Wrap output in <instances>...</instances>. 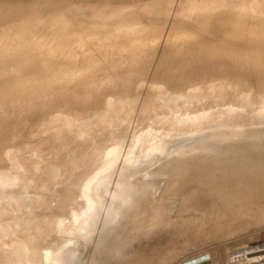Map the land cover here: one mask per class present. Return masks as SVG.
I'll use <instances>...</instances> for the list:
<instances>
[{"label": "rangeland", "instance_id": "rangeland-1", "mask_svg": "<svg viewBox=\"0 0 264 264\" xmlns=\"http://www.w3.org/2000/svg\"><path fill=\"white\" fill-rule=\"evenodd\" d=\"M118 1L0 0V60L3 56V62L2 60L0 61V69L2 66L1 64H8V62L12 65L16 64L14 65V70L0 71V174H4L2 176V179H0V264H15L14 258L19 255L17 253L22 252V249L25 245L24 242L26 241V237L24 234L26 233L29 235L33 230L38 229L41 226H46L47 224L52 226L55 224H59L60 222V224H62L63 222L68 223L67 227L69 233L67 234V236L78 230V224L77 221H75L77 216H75V214L74 216L72 215L67 219H64L65 208L66 206L70 205L66 204L68 200L67 198L73 191L75 192L72 193L71 197L73 198L75 207H73L71 210L76 212L80 205L78 192L76 191L77 184L79 185V179L77 181L72 175H70V173H68V167L71 168L75 165H87V169L84 171V173H86L84 182H89L88 179L93 177L96 171L101 167V169L99 170V174L104 171L107 182H110L109 191H111L112 184L113 182H115V179L118 176L120 164L124 163L126 159H129L133 162L142 157L148 158L151 159L147 163L148 166L157 167L158 165H160V150H162L161 148L165 143H167L168 145L170 143V154L173 157V154H175L173 151L176 144L175 142L176 140L180 139L175 138L179 135L172 134L175 130L193 131L199 130L200 128L203 129V126L204 128L208 126L207 128L212 127L209 132H223L227 128H237V126L239 125H241L242 128H264V16L262 17V15H264V9L262 8L264 7V0H261V2L263 1L262 3L260 2V0H240L241 4L238 0H209L211 1L210 3L214 1L212 4L216 3L214 4V8H212V4L208 5V0H196V3H200L199 6H203L204 10H206V7L208 8L207 12L209 14L207 12L206 14L202 8L201 10L204 13L200 11L197 4L195 5L192 3L193 0H185L186 3L187 1H192L191 4L189 3L190 5H188V7L186 4V6L183 5L185 3L184 0H180V2L179 0H174L171 2H169V0L168 2L166 0H163L165 2L160 0L161 3L156 0V2L158 4L160 3L159 5L161 6L154 2L155 0H150V3H154V6H151L154 8L156 7L157 9H155V11L157 12L154 11V8L152 10L148 8L150 6L148 4V0H135L137 4L135 3V1L133 2V0H130L129 3H127L128 0ZM139 1L144 3L142 4L143 7H141V3H138ZM204 1L206 2L205 4L203 3ZM228 1L232 3H229ZM242 1H246L244 3V5L246 4V6L243 5L244 7H242ZM106 2L109 5H107ZM124 2H126L127 4L125 3V5H123ZM131 2L133 3L132 6L130 5ZM224 2L228 3L225 4ZM234 2H236L238 7L240 5V8H242V10H244L243 8H245V12L243 13L242 10L238 8L236 4H234ZM134 3L136 4V6L140 5V7L144 9H140V7L138 6L136 8ZM145 3L147 5V8L145 7ZM181 3L183 6L181 5ZM201 3L206 7L204 8V5H202ZM112 4L114 6L117 5L116 10L115 7L112 8ZM119 4L121 5L119 6ZM220 4L224 7V9L226 6V9L223 10V7H221ZM155 5H158L160 8ZM248 5L251 6L250 9ZM256 5L257 7H255ZM123 6H126L125 9L127 11ZM196 6L198 8H196ZM216 6L218 7V10L219 7H221L219 12L215 9ZM119 7L121 8V10ZM134 7L137 9V11H139L138 13L137 11H135ZM189 7H191L192 11L189 10ZM252 7H255V9H253ZM181 8L182 12L180 11ZM183 8L187 10H183ZM195 8L197 10H194ZM246 8L248 11L246 10ZM130 9L131 12L129 11ZM238 9L240 11H238ZM143 10H145V12H142ZM188 10L190 12H188ZM150 11L152 12L149 13ZM183 11H186V14H184L185 12ZM251 11L256 12H254V14ZM111 12L113 14H111ZM194 12H196L197 14ZM199 12L200 14L202 12V14L199 15ZM215 12L216 14H211ZM223 12H225L226 14L224 13L223 15ZM177 14H179L180 16ZM194 14H196V16H194ZM218 14L220 16H217ZM216 16L218 17V19L220 18V21H218L222 23H220L221 26L219 27H226L225 29L217 27L219 22H215V20H217ZM36 19L39 21H37ZM256 19H258V21ZM2 20L3 22H1ZM181 20L184 21L182 22ZM133 21L136 23L138 22V26L135 23L137 30L135 29V27L132 30H136V33L138 35H136L135 32H133V34L131 32V29L129 28V22L131 24V27H133ZM187 22L192 23L193 26L192 24H188ZM141 23L143 26L141 25ZM215 23H217L216 27ZM117 24L119 28H117ZM194 24L196 26H194ZM147 25L149 28H147ZM177 25H179L183 29L178 30L179 28H174L175 26L177 27ZM121 26H123V28L128 27L130 29L129 32H131L133 35L129 32V34H126L128 30H126V28L123 29ZM140 26L142 28V31L139 28ZM150 26L156 27L152 29L150 28ZM120 29L123 31V33L122 31H118ZM149 30H152V33L149 32ZM137 31H139L140 33L144 32V34H141L142 36L139 38L140 33ZM21 32H25L26 37H24V39L26 41L32 42L33 40L37 39L42 44V41L50 40L49 42L51 47L49 45L46 46L45 44H42L40 46L41 51L39 53L43 54L45 52L46 54L51 55V58L47 62L41 63L40 61L32 62L20 57L22 54L17 53L18 51L16 49V43H22L23 41H25L18 35ZM118 32H120L121 34ZM187 32L192 33L193 36H190V33L188 34ZM178 34L181 35L178 36ZM185 34L188 35L185 36ZM257 35L259 38V35H261L260 40L258 39ZM143 36H147V38H143ZM172 36H175L177 40H174ZM245 36H247L248 38ZM153 37L156 40H154ZM178 37H180L179 39H181V42L179 41V45L176 46V42L178 43ZM194 37L197 41L194 40ZM88 38L91 39L88 40ZM115 38H117V40ZM136 38H139V42ZM148 38L152 39L148 40ZM184 38H187V40H185ZM125 39L130 40L126 41ZM251 39H253V41H249ZM122 40L124 41L123 43ZM207 40L209 42L207 44H203V42L205 41L206 43ZM236 40L237 43L235 42ZM117 41L119 42V44H117ZM125 41L127 44H125ZM131 41L132 43L134 42L135 45L131 44L129 46V43H131ZM200 41H202V43ZM239 41L241 43L240 45L238 43ZM136 42L139 44L136 45ZM210 42L213 44H211ZM227 42H229L231 46H229L230 44L226 46ZM249 42L251 43V46ZM122 44L123 47L120 49ZM197 44L198 46L202 44V48H200L201 46H196ZM252 44L255 46H252ZM194 45L196 46V49L194 48ZM113 46L116 47L113 48ZM125 46H127V48ZM188 46L189 48H187ZM249 46L250 48L252 47V50L249 48ZM256 46L260 48L258 49V51H256ZM134 47H137V49H140V51H138ZM2 48H5V54H1L3 51ZM82 48L83 50H81ZM210 48L211 53L209 52ZM254 48H256L255 51ZM200 49L202 52L200 51ZM213 49L216 51V55H214ZM227 49H230L231 51H228ZM244 49L246 51H243ZM12 50L14 51L11 54L8 53ZM132 50L136 53L134 54ZM225 50H227L229 53ZM241 50L243 51V53ZM182 51L184 52V54ZM185 51H187V54ZM249 51L251 52V54ZM239 52L241 53V55ZM25 53L27 52H24L23 55H26ZM181 53L183 55H181L180 57L179 55ZM191 53H195V55L193 54V56ZM196 53L198 54L196 55ZM252 53H256L254 55L257 58L253 57ZM257 53L259 55H257ZM118 54L121 56L119 57ZM129 54H132V56H129ZM174 55H176V57H174ZM232 55L236 56L235 58H237V60L235 58H232ZM5 57L8 58L6 59ZM227 58L231 61L230 63L227 62ZM107 59L109 60L106 62ZM214 60H216L215 63H213ZM238 60L240 62L242 60L244 61H242L240 64ZM251 60L254 62V65L253 62H250ZM255 60L258 63H256ZM109 61L110 64L112 62L113 66L115 67L110 65ZM220 61L221 63L222 61L223 63L226 62V66L224 64H221ZM247 61L250 63H248ZM190 62L192 63L190 64ZM245 62L247 63V65ZM236 64L239 66H237ZM191 65L193 67H191ZM207 65L209 68L212 67V70L210 69L211 71L208 67H206ZM229 66L231 67L229 68ZM246 66H248V68ZM251 66L253 67V69L250 68ZM96 67L98 69L101 68L99 70L100 72L96 70ZM236 67H238V69ZM90 68H93V73L94 70L96 73L92 75V71L90 70ZM102 68L104 70H102ZM73 70L76 71L73 72ZM69 71L72 72L69 73ZM88 71L89 73L91 71L92 76L88 74ZM82 72H85L86 74L83 73V76ZM35 73L43 76V81L40 82L39 85L35 84L39 82ZM58 73L59 75H57ZM75 73H80V75H82L83 77L79 74L76 75ZM95 75L97 77H93ZM76 77L79 78V80L82 77L84 81L81 79L79 82L77 79V82L75 81ZM86 77L88 78V80ZM32 78H34L35 81H33ZM114 79H116V81L118 79V82H115ZM180 80H182L183 82H180ZM85 81H87V83ZM31 82H33L32 84L34 85H31ZM91 84L93 85V87ZM186 84H188V86ZM73 85H77V88ZM80 85L83 87L82 89ZM85 85H88V87H86ZM216 85L219 87H217ZM32 86L33 89L31 88ZM19 89H22L21 93ZM31 89L35 92H33ZM189 89H193V91L191 90V92ZM198 89H200L201 92ZM23 90H27V95ZM188 91H190L189 95L187 93ZM203 91L204 93L208 91L211 92L204 94ZM29 92L31 93L30 95H28ZM83 93H85V95ZM211 94L213 95L211 96ZM195 98L198 101L194 100ZM209 98L210 100L214 98L215 101L213 100V102H210V100H208ZM216 98L219 100H217ZM191 100H194L195 102H192ZM179 101L181 104L183 102V105H181ZM199 101L200 103H198ZM169 104L173 105L174 107H172L171 105L169 106ZM199 104H203V107ZM193 105H197V107ZM213 105L219 106V108L217 109V107H214ZM200 107L205 109H202ZM189 110H191V112L195 115H193L192 113L190 114ZM207 111L209 112L207 113ZM221 111L222 113H220ZM195 112H200L199 114L201 116L196 114ZM188 113L190 114V117ZM191 116H194L192 117L193 119L191 118ZM211 116H215L214 119L217 118V120H212L213 117L208 118ZM204 117H206L205 124L207 125L206 127L205 125L200 127V125L204 124ZM197 120L200 121L198 122ZM40 123H45L48 128L38 129L40 127L37 124ZM196 123L198 125L200 123V125L197 126ZM106 124L111 125L106 126ZM113 124H118L117 128L114 127L113 129L116 128L115 130L118 129L119 131V129L122 128L120 129L121 132L119 131L115 133V130H113L111 127L114 126ZM211 124H213V126ZM192 125L195 127L193 128ZM251 125L254 127H251ZM76 126H79V128H76ZM241 126H239L238 128H240ZM103 129L106 132H109L112 129V131L115 133L114 135L118 136L119 138L117 140L114 135H111L114 136L112 138L111 136H109V134L105 136L108 139H105V142L106 140L108 142L111 141L109 142L111 144V147L109 143H106L103 146V151L100 150L101 152L95 151L87 155L79 153L65 159H56L57 155L51 156V158L49 157L50 153L52 152L49 149V155L47 153H44L43 151H40L39 153H33L30 156V150H33L37 146V144L40 145L46 140L47 135L49 134V130L59 132V134H65L66 132L73 131L74 134L72 136V139L74 140L71 143H75V147L79 148L80 144L85 140H96V138H98L97 135L102 134ZM176 132H174V134ZM244 132L247 133L249 132V130L247 132ZM118 133L119 135H117ZM169 134L171 137L173 136L172 139L170 138V136H168ZM108 136L111 138H109ZM191 137L193 139V136L191 135H189V137L185 136L183 139H186L189 142V139ZM84 138L87 139L81 140ZM113 139L115 140V142ZM192 139H190V141ZM210 139H212V137L208 138V142L213 141L214 143V140ZM181 140L182 139H180V141ZM23 143L27 144V146L25 148V151L21 152L19 148H23ZM67 147L63 148L61 152L64 153L67 150ZM105 147L110 150L107 151ZM210 149H212V147ZM143 151L146 152V155ZM104 152L105 154H103ZM140 153L142 154V157L140 156ZM156 161H158V165ZM106 162L108 164L109 162L113 163L109 165L107 171L105 170L107 164ZM154 164L156 165L154 166ZM167 171L168 172L166 174H173V172L176 173L177 166L175 164L169 165L167 166ZM225 172L226 171H224L223 174L224 176L220 171L218 172L220 175L217 172L215 174H218V176L222 175L221 179L226 182L227 177L225 175ZM153 179L154 180H152L151 186H155V188L160 189V175L156 176ZM217 180L215 181V185L218 183ZM248 181L251 184V180ZM242 182L243 181L241 180V183ZM205 183H207L206 180L204 183H202L205 188L202 187V184L199 185L196 188L194 195H197L196 192L200 195L204 192L205 189H208L209 191L215 188L213 187L212 189H210L213 185L209 186L205 185ZM81 186L82 189L84 187L86 188V186H88V183H81ZM199 190L202 192L200 193ZM153 193L150 195H153ZM240 243L241 241L234 243L236 245H234L233 247L240 246ZM202 250L206 251L205 249L200 247V251ZM15 251L17 252L14 253ZM31 259H33V257ZM34 261L35 259L31 261V264L38 263V260L35 262ZM23 263L24 262H22L21 264Z\"/></svg>", "mask_w": 264, "mask_h": 264}, {"label": "bare ground", "instance_id": "bare-ground-1", "mask_svg": "<svg viewBox=\"0 0 264 264\" xmlns=\"http://www.w3.org/2000/svg\"><path fill=\"white\" fill-rule=\"evenodd\" d=\"M124 1H126V0H124ZM129 1L130 0H128L127 3H129ZM134 1L135 0H133V2ZM166 1L168 2V0H166ZM171 1H174V0H169V2H171ZM194 1H195V3H194ZM205 1L203 2L204 4L206 3ZM238 1L241 4V1L240 0H238ZM60 2H62V1H60ZM107 2H106V4H107ZM148 2H146V3H148L150 6L154 4L152 2H151L152 3L151 4L150 0H148ZM154 2H156V0ZM158 2L161 3L160 0H158ZM163 2H165V1H163ZM179 2H180V0H179ZM191 2L192 1H189V2L187 1V3H188L187 4L185 1V3L183 2L184 3L183 5L186 4L188 7V5L191 4ZM208 2H209V4L207 3L208 5H211L213 3V2L210 3L211 1H209V0H208ZM245 2L242 1V7L246 6V4L244 5ZM260 2H261V0H260ZM125 3L126 2H124L123 5H125ZM131 3H130V5L132 6L133 3L132 4ZM135 3H136V1H135ZM135 3H134V5L136 8H137V6L140 7V5L136 6L137 3L136 4ZM138 3H141V7H143L142 4H144V3L140 2V1ZM146 3H145V7L147 6ZM192 3L195 5L197 4L200 11H202L201 8L203 9L202 5H204V4L201 3L202 7H200L199 6L200 3H196V0H193ZM227 3H225V4H227ZM229 3H232V2H229ZM121 4H119V6ZM214 4H216V3H214ZM214 4H212L213 5L212 8H214ZM234 4H236V2H234ZM234 4H232V5H234ZM11 5H13V4H11ZM107 5H109V4H107ZM158 5H155V6H158ZM179 5H180V3H179ZM181 5H182V3H181ZM150 6L148 8L152 10L154 7L151 6L152 7L151 8ZM159 6H161V5H159ZM197 6H196V8H198ZM218 6H219V4H218ZM113 7H115V10L117 9V5L116 6L113 5L112 8ZM125 7H124V9H125ZM141 7H140V9H144ZM193 7H194V5H193ZM205 7L206 6L204 5V8ZM221 7H223V6L221 5ZM221 7H219V10ZM237 7H238V5H237ZM240 7L241 6L239 5L238 8H240ZM250 7L251 6H249V9H250ZM255 7H257V5ZM255 7L254 8L252 7V8L255 9ZM136 8H135V11H137ZM178 8H180V7H178ZM189 8H190L189 10L192 11L191 7H189ZM196 8L194 10H197ZM262 8L264 9V7H262ZM155 9H157V8L155 7L154 11H155ZM184 9L185 8H183V10ZM207 9L208 8L206 7V10L203 9V11H205V13H206ZM215 9L218 10V7L216 6ZM225 9H226V6H225ZM225 9L223 7V10H225ZM227 9H228V6H227ZM240 9L242 10V8H240ZM243 9L245 10V8H243ZM120 10H121V8H120ZM185 10H187V9H185ZM189 10H188V12H190ZM219 10H218V12H219ZM234 10H237V9H234ZM244 10H242L243 13L245 12ZM246 10H247V8H246ZM129 11L131 12V9ZM180 11L182 12V8ZM238 11H240V10L238 9ZM256 11H254V12H256ZM124 12H122V13H124ZM138 12L139 11H137V13ZM142 12H145V10H143ZM151 12L152 11H150L149 13H151ZM155 12H157V11H155ZM183 12H185L184 14H186V11H183ZM202 12H201V14H202ZM225 12H227V11H225ZM225 12H223V15ZM242 12H241V14H242ZM251 12L254 13L253 11H251ZM98 13H99V11H98ZM164 13H167V12H164ZM194 13H196V12H194ZM230 13H232V12H230ZM12 14H14V13H12ZM111 14H113V13L111 12ZM132 14H133V12H132ZM196 14H194V16H196ZM198 14L201 15L200 12ZM206 14H204V15H206ZM211 14L212 15L216 14V12L211 13ZM239 14H237V15H239ZM40 15H41V13H40ZM115 15H117V14H115ZM115 15H114V18H115ZM177 15H179V14H177ZM188 15H189V13H188ZM261 15H262V13H261ZM217 16H220V15L218 14ZM217 16H216L217 20L214 19L215 22L218 20L220 21V18L218 19ZM263 16L264 15H262V17ZM116 17H118V16H116ZM186 17H185V20H186ZM155 18H157V17H155ZM263 19H264V17H263ZM105 20H106V18H105ZM256 20L258 21V19H256ZM37 21H39V20H37ZM213 21H211V22H213ZM1 22H3V20ZM130 22H129V25H130L129 28L131 29V32L136 33V30H137L136 26H135L136 22L133 21V23H134V25L132 24L133 27H131ZM151 22H152V20H151ZM187 23L189 24L190 22H187ZM220 23L221 22L218 23V26H217V23H215L216 24L215 27L221 26ZM137 24H138V22L136 23V25ZM190 24H192V23H190ZM141 25H142V23H141ZM223 25H225V24H223ZM178 26L179 25H177V27L175 26L174 28H176V29L179 28L178 30L183 29L182 27H180V26L178 27ZM192 26H193V24H192ZM194 26H196V25L194 24ZM244 26H246V25H244ZM258 26H259V24H258ZM121 27L123 28V26H121ZM134 27L136 30L132 31ZM155 27L156 26H153V27L150 26V28H152V29ZM117 28H119L118 24H117ZM124 28H126V30H128L126 32V34L131 33V32H129L130 29L128 27H124ZM139 28L142 31L141 26ZM147 28H149L148 25H147ZM219 28H221V27H219ZM222 28L225 29L226 27L222 26ZM228 29H227V31H228ZM78 30H79V28H78ZM91 31H93V30H91ZM118 31L121 32L122 30L120 29ZM139 31H137V32H139ZM151 31L149 30V32H151ZM120 32H118V33H120ZM146 32H147V30H146ZM122 33H123V31H122ZM187 33L189 34L190 32H187ZM141 34H144V32L139 34V38L142 36ZM188 34H185V36ZM18 35L22 39H24V37H26L25 32H21ZM136 35H138V34L136 33ZM179 35H181V34H178V36ZM189 35L191 36L192 33H190ZM259 36L261 38V35H259ZM245 37H247V36H245ZM257 37H258V35H257ZM134 38H135V35H134ZM139 38L138 39L136 38L138 42H139ZM143 38H147V36L146 37L143 36ZM172 38H174V40L176 39L175 36L174 37L172 36ZM179 38L180 37H178V43L175 41L176 46L179 45V43L181 42L180 41L181 39H179ZM204 38H205V36H204ZM260 38L258 37L259 40H260ZM90 39L91 38H88V40H90ZM92 39H95V38H92ZM105 39H106V37H105ZM115 39L117 40V38H115ZM115 39H113V40H115ZM151 39L148 38V40H151ZM123 40H122V43L124 42ZM129 40L130 39H128L126 41H129ZM154 40H156V39L154 38ZM185 40H187V38ZM194 40H196L195 37H194ZM201 40H203V39H201ZM49 41H42L43 42L42 44H45L46 46H48V45L50 46ZM126 41H125V44H127ZM140 41H141V39H140ZM143 41H145V40H143ZM143 41H142V43H143ZM249 41H253V39H251ZM120 42H121V40H120ZM182 42H183V38H182ZM200 42L202 43V41H200ZM208 42H209L208 40L206 43L204 41L203 44H207ZM235 42L237 43V40ZM238 43H239V45L241 44L240 41ZM42 44L37 39L33 40L32 42L25 40L22 43H16V45H17L16 49L18 51L17 53L22 54L20 57H22L23 59L28 60V61H32V62L40 61L41 63L47 62L51 58V55L46 54L45 52L44 53L42 52L43 54L39 53L41 51L40 46ZM117 44H119L118 41H117ZM131 44L135 45V43L134 42L132 43V41H131V43H129V46ZM137 44H139V43L136 42V45ZM173 44H174V42H173ZM211 44H213V43H211ZM228 44H230V43L227 42L226 46H228ZM64 45H65V43H64ZM127 46H125V47L127 48ZM190 46H192V45H190ZM196 46H198V44ZM196 46L194 45L195 49H196ZM229 46H231V44ZM250 46H251V43H250ZM250 46H249V48H250ZM252 46H255V45L252 44ZM259 46H261V45H259ZM114 47H116V46H113V48ZM122 47H123V44L120 47V49ZM137 47L136 48L134 47V48L137 49ZM198 47L202 48V44L199 45ZM256 47H257L256 51H258V49H260V48H258V46H256ZM187 48H189V46ZM194 48H193V50H194ZM235 48H236V46H235ZM249 48H247V49H249ZM115 49H117V48H115ZM230 49H227V50L229 51ZM255 49L256 48H254V51H255ZM2 50H1L2 51L1 54H5V48L4 49L2 48ZM81 50H83V48ZM189 50H187V51H189ZM227 50H225V51H227ZM13 51L14 50H12L8 53L11 54ZM113 51H114V49H113ZM138 51H140V49ZM187 51H185L186 54H187ZM191 51H192V47H191ZM191 51H189V52H191ZM200 51H201V49H200ZM200 51H198V52H200ZM210 51H211V48H210L209 52ZM238 51H239V49H238ZM243 51H246V50L244 49ZM243 51H242V53H243ZM24 52H27V53H25L26 55H23ZM91 52H92V50H91ZM205 52H207V51H205ZM215 52L216 51L214 50V55H216ZM73 53H75V52H73ZM126 53H128V52H126ZM133 53L135 54L136 52L133 51ZM183 54H184V52H183ZM183 54L181 53L179 56L181 57V55H183ZM193 54L195 55V53H193ZM197 54L198 53H196V55ZM247 54H249V53H247ZM250 54H251V52H250ZM252 54H253L252 56L255 57L254 54H256V53H252ZM212 55H213V52H212ZM240 55H241V53H240ZM257 55H259V54L257 53ZM90 56H91V54H90ZM120 56L121 55H119V57ZM129 56H132V54L131 55L129 54ZM201 56H202V54H201ZM233 56L234 55H232V58L236 57V56H234V57ZM249 56H251V55H249ZM111 57H113V56H111ZM124 57H126V56H124ZM174 57H176V55H174ZM1 58L3 59V56ZM52 58H54V57H52ZM187 58H189V57H187ZM228 58H227V60H228ZM255 58H257V57H255ZM235 59L237 60V58H235ZM238 59H240V58H238ZM251 59H252V57H251ZM108 60L109 59H107L106 62ZM116 60H117V58H116ZM227 60H224V61H227ZM92 61H93V59H92ZM215 61L216 60H214L213 63H215ZM242 61H244V60H242ZM2 62H3V60H2ZM72 62H74V61H72ZM202 62H203V58H202ZM227 62L230 63L231 61L228 60ZM241 62H240V64H241ZM250 62H253V61L251 60ZM250 62H248V63H250ZM191 63L192 62H190V64ZM220 63H221V61H220ZM225 63H223V61H222L221 64L225 65ZM245 63H243V64H245ZM256 63H258V62L256 61ZM109 64H110V61H109ZM205 64H206V62H205ZM221 64H219V65H221ZM1 65L2 66H1L0 71H7V70L10 71V70L15 69L14 65H16V64L12 65V64H9V62H8V64H1ZM31 65H33V64H31ZM76 65H77V63H76ZM79 65H81V64H79ZM110 65L113 66L112 62ZM196 65H197V63H196ZM227 65H228V63H227ZM246 65H247V63H246ZM253 65H254V62H253ZM12 66H14V67H12ZM203 66H205V65H203ZM231 66H232V64H231ZM231 66H229V68ZM237 66H239V65H237ZM113 67H115V66H113ZM191 67H193V66L191 65ZM206 67H208V65ZM246 67L248 68V66H246ZM86 68H89V67H86ZM174 68H175V66H174ZM211 68L212 67H210L209 70ZM236 68L238 69V67H236ZM244 68H245V66H244ZM250 68L253 69L252 66ZM254 68H255V66H254ZM69 69H71V68H69ZM92 69L93 68H90L91 71H92ZM100 69H98L96 67V70H98V72H100L99 71ZM46 70H48V69H46ZM102 70H104V69L102 68ZM74 71H76V70H73V72ZM91 71H90V73L88 71V74L91 75ZM180 71H181V69H180ZM210 71H207V72H210ZM59 72H61V71H59ZM71 72L69 71V73H71ZM207 72H205V73H207ZM83 73H85V72H82V75L84 76ZM94 73H96L95 70H94ZM94 73L92 71V75ZM75 74L80 75V73H75ZM198 74H200V73H198ZM57 75H59V73ZM82 75H80V76H82ZM96 75H98V74H96ZM96 75L93 77H97ZM183 75H184V73H183ZM36 77L38 78L39 82H37V80H36L37 83H35V84L39 85V83L43 81V76H41L40 74H36ZM82 77H81V79L84 81V79ZM88 78H87V80H88ZM32 79H33V81H35L34 78H32ZM77 79L80 82L81 79L79 80V78L76 77L75 81H77ZM114 80H115V82H118V79H117V81H116V79H114ZM181 81L182 80H180V82ZM85 82L87 83V81H85ZM32 83L33 82H31V85H34ZM208 84H210V83H208ZM217 84H219V83H217ZM186 85L188 86V84H186ZM73 86H75V85H73ZM80 87H81V89L83 88L81 85H80ZM86 87H88V85ZM92 87H93V85H92ZM217 87H219V86H217ZM31 88L33 89V86ZM203 88H206V87H203ZM35 89H37V88H35ZM96 89H95V92H96ZM99 89H100V87H99ZM21 90H20V93L22 92ZM189 90L193 91V89H189ZM198 90L200 91V89H198ZM23 91L25 94L27 93V90L26 91L23 90ZM88 91H90V90H88ZM190 91L187 92L188 95H189ZM195 91H196V89H195ZM195 91H194V93H195ZM199 91H198V94H199ZM33 92H35V91H33ZM208 92L210 93L211 91H208ZM208 92L204 93V91H203L204 94H206ZM214 92H215V90H214ZM214 92H212V93H214ZM30 94L31 93L29 92L28 95H30ZM83 94L85 95V93H83ZM88 94H90V93H88ZM88 94H86V95H88ZM212 95L213 94H211V96ZM194 100H197V99L195 98ZM208 100H210V98ZM213 100H214V98H212L210 100V102H213ZM217 100H219V99H217ZM200 101L198 103H200ZM205 101H207V100H205ZM90 102H92V101H90ZM192 102H190V103H192ZM179 103H180V101H179ZM203 103H204V101H203ZM187 104H188V102H187ZM192 104H194V103H192ZM217 104H218V102H217ZM170 105L171 104H169V106ZM181 105H183V102ZM199 105H201L203 107V104H199ZM171 106L174 107L173 105H171ZM185 106H187V105H185ZM191 106H189V107H191ZM193 106L197 107V105H193ZM204 106H205V104H204ZM202 107H200V108H202ZM214 107H217V109L219 108V106H214ZM202 109H205V108H202ZM189 111L191 114L192 113L191 110H189ZM209 111H210V109H209ZM209 111H207V113ZM216 112H217V110H216ZM218 112H219V110H218ZM195 113L200 115L199 114L200 112H198V113L195 112ZM213 113H215V112H213ZM220 113H222V111ZM190 114H189V117H190ZM206 114H204V115H206ZM193 115H195V114H193ZM211 115H212V112H211ZM209 116H210V114H209ZM192 117H194V116H191V118ZM206 117H204V121H203L204 124L201 123L202 125H200V123H199L200 127H202L203 125H205V127H206V125H207V124H205V122H206L205 118ZM212 117L213 116L208 117V118H212ZM214 117L212 118V120H217V118L214 119ZM206 120H208V119H206ZM218 122H220V121H218ZM197 123H196V125L199 126ZM103 124H105V123H103ZM128 124H130V123H128ZM259 124H260V122H259ZM37 125L40 127L38 129L48 128V126L45 123H43V124L40 123ZM110 125L106 124V126H110ZM117 125L111 126L112 129L114 127L117 128ZM211 125L213 126V124H211ZM102 126H105V125H102ZM239 126H241V125H239ZM239 126H237V128H232V129L227 128L223 132H218V131L209 132V130H211L212 127L207 128L208 126L206 128H204V126H203V129L200 128L199 130H193V131L192 130L191 131H189V130H175L174 132H176V131L177 132L175 134L173 132L172 134L173 135H179L175 138H177V139L180 138L182 140L181 141H180V139L176 140V142H175L176 144H175V147L173 149L175 154L172 153L173 157L170 154V150H171L169 147L170 143H169V145L167 143H165L164 146L161 148L162 150H160V163H159L160 165H158V161H156L157 165L160 168L158 166L156 167L155 166L156 164H154L155 167H152V166L149 167L147 163L151 159L142 157L141 153H140V156L142 158H139L137 161L132 162L129 159H126L124 163L120 164L118 176L116 177L115 182H113V184H112L111 191H109L110 182H107L106 175H104V171H102L99 174V170L101 169V167H100V169H98L96 171V173L93 177L88 179L89 182H84L85 174H86V173H84V171L87 169L86 168L87 165H80V166L75 165L71 168L68 167L67 168L69 171L68 173H70V175H72L77 181L79 179V181H78L79 185L77 184V190L76 191L78 192L80 205H79V208L76 210V212L71 210L73 207H75V204L73 202V198L71 197L72 193L75 192V191H73L70 194V196H68V198H67L68 200H67L66 204H70V205L66 206V208H65L64 219H67L69 216H72V215L74 216V214H75V216H77L75 221H77L78 230H76L74 233H71V235L67 236V234L69 233L68 227H67L68 223L63 222L62 224H60L61 223L60 222L59 224H55L52 226L49 224H47L46 226H41L40 228L33 230L29 235L25 233L24 234L26 237V241L24 242L25 245L22 249V252L17 253L19 255L14 258L15 264H21L22 262H24L23 264H31V261L34 259H35V261L38 260L37 264H182L184 262H187V261H190V260L196 258L197 256H199L200 254H202L204 252H208L212 255L213 264H230V263H228V259L230 256L228 251L230 248H232L234 245H236L234 243L241 241L240 244L245 245V244H250L252 242L261 240L262 244L264 245V128H242V126L240 128H238ZM194 127L195 126H193V128ZM251 127H254V126L251 125ZM76 128H79V126H76ZM106 128H109V127H106ZM184 128H186V127H184ZM104 129L102 131V134L97 135L98 138H96V140H91V139L85 140L87 138L81 139V140H85V141H83L80 144L79 148L75 147L76 146L75 143H71L74 140V139H72V136L74 134L73 131L66 132L65 134H59V132H54L52 130H49V132H48L49 134L47 135L46 140L44 142H42L40 145L37 144V146L33 150H30V156L33 153L34 154L39 153L40 151H43L44 153H47L49 155V152H48L49 149L52 151L50 153L49 157L51 158V156L57 155L56 159H65V158L77 155L79 153H83L84 155H87V154L95 152V151L101 152L100 150L103 151V148H104L103 146L106 143L108 144L109 142H111V141L108 142L107 141L108 139L105 136H107L108 134H109V136H111V135H114L115 133H117L119 131L121 132L120 129H122V128H120L119 131H118V129L117 130L113 129V130H115V133L112 131V129L111 130L108 129V130H110L109 132L104 131ZM248 130H249V132H247ZM244 131H246L247 133H245ZM122 132H125V131H122ZM248 133H250V134H248ZM117 135H119V133ZM189 135L193 136V139H192V137L190 138V139H192L191 141L189 138H188L189 142H188V140L183 139L185 136L189 137ZM114 136L118 140L119 137L116 135H114ZM114 136H111V137L113 138ZM168 136H170V134ZM111 137H109V138H111ZM172 137L170 136L171 139H172ZM209 137H212V139L214 140V143H213V141L208 142ZM123 138H122V140H123ZM105 139H107L106 142H105ZM212 139H210V140H212ZM114 142H115V140H114ZM78 143H80V142H78ZM23 144H24L23 148H21V147L19 148L21 152L25 151V148L27 146V144H25V143H23ZM109 145L111 147L110 143H109ZM66 147H67V150L64 153H62L61 152L62 149L66 148ZM211 147H212V149H210ZM108 150H110V149H107V151ZM105 152L103 154H105ZM16 153H17V150H16ZM145 153L146 152H144V154ZM144 154H143V156H144ZM111 163L112 162H109V164L108 163L106 164V167H105L106 171H107V169ZM149 163H151V162H149ZM172 164H175L177 166L176 173L173 172V174H166L168 172L167 166L172 165ZM143 165H145V166H143ZM115 166H117V165H115ZM115 166H114V168H115ZM174 170H175V168H174ZM219 171L221 172L222 175L224 174V171H226L225 172V175L227 177L226 182L221 179L222 175L218 176ZM216 172L218 174H215ZM3 175L4 174H0V179H2ZM159 175H160V189H157V188H155V186H151V182H152V180H154L153 178H155L156 176H159ZM165 179H167V180H165ZM247 179L251 180V184L249 183V181ZM205 180L207 182V183H205V185H209V186L213 185L210 189H212L213 187H215V188H213V190H209V191H208V189L207 190L205 189L202 194L199 195V193L196 192L197 195H194L196 188L199 185H201L202 183H204ZM216 180L218 181V183L216 184L217 186L215 185ZM241 180L243 181L242 183H241ZM81 183L82 184L88 183V186H86V188L84 187L82 189ZM202 187L205 188L203 186V184H202ZM151 189L153 190L154 193L152 192ZM214 189H216V190H214ZM202 191L199 190L200 193ZM152 193H153V195H150ZM67 210H71V211H67ZM237 234H240V235H237ZM188 242L194 243L193 246H191V247L186 246ZM218 242H220V243H218ZM200 247L205 249L206 251H203V250L200 251ZM4 249H5V240H4ZM16 252L17 251H15L14 253H16ZM32 257H33V259H31ZM5 264H10V263H5ZM233 264H264V256L254 258V259H250V260L241 261V262H236Z\"/></svg>", "mask_w": 264, "mask_h": 264}, {"label": "water", "instance_id": "water-1", "mask_svg": "<svg viewBox=\"0 0 264 264\" xmlns=\"http://www.w3.org/2000/svg\"><path fill=\"white\" fill-rule=\"evenodd\" d=\"M194 243L188 242L186 246H193ZM228 263L233 264L245 260H250L264 256V245L261 240L252 242L250 244L241 245L238 247L230 248ZM182 264H213L212 255L208 252H204L196 258L184 262Z\"/></svg>", "mask_w": 264, "mask_h": 264}]
</instances>
